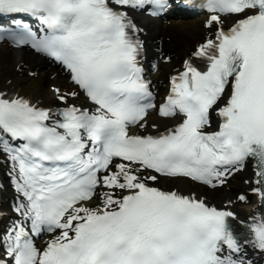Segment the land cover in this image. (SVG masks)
Listing matches in <instances>:
<instances>
[{"label":"snow or ice","instance_id":"6c2138e0","mask_svg":"<svg viewBox=\"0 0 264 264\" xmlns=\"http://www.w3.org/2000/svg\"><path fill=\"white\" fill-rule=\"evenodd\" d=\"M183 3L207 12L206 36L158 98L137 17L171 0H0V42L54 58L74 85L52 89L55 106L0 89L16 193L0 264H264V0ZM242 172L245 190L219 205L159 185L216 191Z\"/></svg>","mask_w":264,"mask_h":264},{"label":"bare ground","instance_id":"6f19581e","mask_svg":"<svg viewBox=\"0 0 264 264\" xmlns=\"http://www.w3.org/2000/svg\"><path fill=\"white\" fill-rule=\"evenodd\" d=\"M142 24L145 26L149 47L151 51L148 54L153 57L158 55H164L163 59H158V66L160 67L157 76L163 71L162 68H170V64L166 62L167 59L172 60L174 55L179 51H182L185 56L188 55V50L193 42L198 43L199 38L203 35L206 36V30L201 27V21L199 19H171L169 23H159L152 19L143 17L141 18ZM157 40V41H156ZM159 42V44H157ZM23 65L24 69L21 70L20 66ZM51 69L54 68L46 62V60L34 53H30L24 50L12 49L9 46H0V89L12 91H18L21 95H28L33 98H39L44 104L54 102L55 95L41 87L42 79ZM36 71L37 76L30 77V72ZM57 80L60 82V75L57 74ZM8 81L12 83L9 85ZM150 119H156L155 114ZM164 123V121H158ZM1 169L2 176L5 180H8L6 173ZM250 175V173L248 174ZM247 175V176H248ZM244 180V179H243ZM241 181H232L231 186L225 189L221 194L215 198L209 200L214 201L217 205L221 204L227 198L231 197L235 199L233 193H239L245 190V185ZM174 187L180 191L187 192L189 190L203 193L205 189H198L193 186L189 180L177 179L173 181ZM10 197V196H9ZM256 200L252 198V204H237L235 211L243 218L252 214L253 206ZM11 215V213H8Z\"/></svg>","mask_w":264,"mask_h":264},{"label":"rangeland","instance_id":"374dc122","mask_svg":"<svg viewBox=\"0 0 264 264\" xmlns=\"http://www.w3.org/2000/svg\"><path fill=\"white\" fill-rule=\"evenodd\" d=\"M33 76V75H32ZM45 87L47 88V89H50V84L47 82L46 84H45Z\"/></svg>","mask_w":264,"mask_h":264}]
</instances>
